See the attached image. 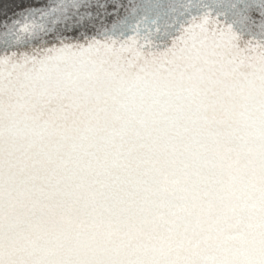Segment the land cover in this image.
Segmentation results:
<instances>
[{
    "label": "snow or ice",
    "instance_id": "6c2138e0",
    "mask_svg": "<svg viewBox=\"0 0 264 264\" xmlns=\"http://www.w3.org/2000/svg\"><path fill=\"white\" fill-rule=\"evenodd\" d=\"M101 7L102 29L0 43V180L73 138L132 186L136 243L112 264H264V0Z\"/></svg>",
    "mask_w": 264,
    "mask_h": 264
},
{
    "label": "clouds",
    "instance_id": "9594fccd",
    "mask_svg": "<svg viewBox=\"0 0 264 264\" xmlns=\"http://www.w3.org/2000/svg\"><path fill=\"white\" fill-rule=\"evenodd\" d=\"M98 147L73 138L30 145L0 180V260L4 264H112L135 222L131 185Z\"/></svg>",
    "mask_w": 264,
    "mask_h": 264
}]
</instances>
